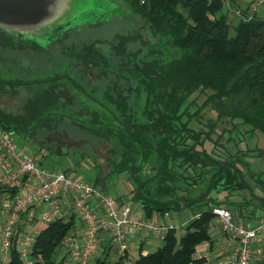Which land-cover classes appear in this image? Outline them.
Masks as SVG:
<instances>
[{"label": "trees", "instance_id": "16d2710c", "mask_svg": "<svg viewBox=\"0 0 264 264\" xmlns=\"http://www.w3.org/2000/svg\"><path fill=\"white\" fill-rule=\"evenodd\" d=\"M225 2L123 0L153 43L147 45L149 39L144 41L138 32L115 34L108 51L98 41L81 40L82 27L96 25L59 26L43 42L0 29V53H32L53 61L51 71L24 78L10 73L19 68L14 58H0L2 130L49 150L42 138L48 134L81 138L88 145L102 142L109 152L106 178L127 180L129 200L146 219L183 209L200 214L181 228V235L180 229L167 230L152 252L140 249L136 264H202L193 257L200 245L212 243L213 208L227 206L234 219L254 220L250 213L244 216L250 212L249 202L228 200L235 191L254 195L246 178L263 194L252 210L264 213L263 175L255 178L257 171L247 162L250 155L264 159V148H247L235 157L217 148L211 137L216 126L209 124L204 132L192 125L209 110L216 120L237 122L251 136L264 138V16L246 20L235 11L246 15L250 5L243 9L232 1L228 9ZM134 43L139 46L129 49ZM51 47L55 51L49 54ZM89 74L98 79L91 81ZM20 90L28 94L20 110H5L3 98ZM206 92L198 105L192 96ZM110 179H100L96 172L91 184L108 192ZM17 191L13 187L0 194L7 192L11 198ZM74 227L73 216L43 227L33 242V264H63L56 259L57 249ZM21 231L19 225L7 264H23ZM96 264H108V256L97 258ZM114 264L124 263L118 258Z\"/></svg>", "mask_w": 264, "mask_h": 264}, {"label": "built area", "instance_id": "2783aa9c", "mask_svg": "<svg viewBox=\"0 0 264 264\" xmlns=\"http://www.w3.org/2000/svg\"><path fill=\"white\" fill-rule=\"evenodd\" d=\"M262 7L264 0H250L246 15L240 9L235 14L250 20ZM17 148L14 135L0 128V191L13 187L18 190L11 198L7 192L0 194V206L6 199L11 201L3 212L5 220L0 228L1 262L8 258L11 240L19 225L22 229L19 254L23 264H33V242L43 227L72 216L78 219L80 227L69 232L57 249L62 255L60 261L68 264H91L104 239L115 247L124 264H136L129 259L128 234L131 231L149 234L162 242L166 231L171 229L145 218H135L130 207L123 206L115 196L88 182L41 168L33 156L18 154ZM29 210L36 211L32 216L34 222L21 225L20 220ZM212 213L227 237V258L219 260L206 252L195 254L194 260L203 261L202 264L263 261L264 218L238 223L224 207H215ZM199 216L196 213L191 220Z\"/></svg>", "mask_w": 264, "mask_h": 264}, {"label": "rangeland", "instance_id": "374dc122", "mask_svg": "<svg viewBox=\"0 0 264 264\" xmlns=\"http://www.w3.org/2000/svg\"><path fill=\"white\" fill-rule=\"evenodd\" d=\"M64 1L65 3L62 7L64 11L60 12L58 16V23H68L72 26L75 25L79 27L96 25L92 28L82 27L83 29L80 31V37L81 40L89 39L100 42L99 47L102 51H108L107 44L111 43L112 37L115 34L126 35L133 32H138L139 37H141L144 41H148L149 39L147 45L153 43L149 33L144 31L143 26L141 24L135 23L133 16L129 13V11H127L123 0ZM138 46L139 44L137 43L130 44L129 49L135 50ZM54 48L55 47H51L49 54H52L55 51ZM2 57L14 58L17 61L19 68L12 69L10 73H19L15 75L18 77L24 76V78H27V75L34 76L36 73H41V71H51L53 69L52 60H44L42 58L37 59V56H34L32 53L25 54L17 52H3L0 53V58ZM43 65L45 69L41 68ZM89 78L91 81H95L98 79V76L89 74ZM206 94L207 92L196 93L192 96V98L196 100L198 105H201L206 98ZM27 97L28 94H26L23 90H20L19 94L16 96L4 97L2 100V107L12 113H17L22 106L23 100ZM209 124L216 126V130L214 133H212L211 137L218 145L217 148L221 151L229 153L230 155H234L236 157L240 155L241 151L244 152L245 150H248L247 148L251 150L255 146L264 148V138L260 134L256 135L257 137H253L249 133H246V128L241 127L237 122L227 123L218 121L216 120L215 114L209 110H203L197 119L195 121L193 120L192 122L193 128L196 131L202 130L204 132H208ZM235 125L236 129H232V127ZM51 135L56 134H48L42 138L48 141L53 151L47 149L45 146L34 144L30 141L23 142L18 136H14L18 146V154L33 156L41 168H45L51 172L62 173L71 179H78L91 184L93 182V174L96 172H98L100 179H110L111 176L106 178V175L109 172V166L106 162V159L109 157L107 145H104L102 142H94L93 144L88 145L84 139H82L83 142L80 144H69L67 139H63L61 142H56L55 140H48V137ZM247 162L254 167V170L256 169L255 171H257V173L255 174V178L258 177L259 173H262V177L264 179V159L254 158L250 155L247 156ZM246 181L251 186L254 195H250L246 191H235L229 195L228 200L230 203H240L242 205H246L247 202H249V208H246L250 212H244V216L250 213L251 215L258 217L257 213H254L252 210V206H259L258 198L263 197V194L255 182L247 178ZM128 184L129 183L127 180L122 176L114 180L111 178L110 180H107V185H110L107 193L118 198V200L123 203V206H129L133 212H135L134 209H136L138 211L136 215L137 217L140 215V217L145 218L141 208H139L136 203L129 200V194L131 191ZM124 198H127L128 200H125ZM124 200L125 202H123ZM2 202L3 203L0 206V228L5 220V215L3 212H5V208L10 204L11 201L6 199ZM224 207L226 208L227 206ZM227 208L230 209V207ZM34 212L36 211H27V213H25L23 218L20 220V224L28 225L29 223L34 222V217L32 218ZM155 215L160 214L153 213L151 217L147 219L151 221L152 224L155 223ZM237 222L240 223V221ZM79 227V221L76 218L73 231H77ZM177 229H180L177 230V234L181 235L182 229ZM210 233H212L211 230ZM105 243H107L106 239L102 241V246L105 247L104 250L108 251L112 249V246L108 244L104 246ZM161 243L162 242H160L159 245H161ZM100 250L101 249H99V252ZM113 250L116 252L115 247H113ZM128 251L129 259L131 261H136L135 258H137L138 255L137 247L129 246ZM152 251L153 250H150L149 252ZM114 255L117 254H113V257H111L112 259L110 257L108 258V264H114L116 259H118V256L114 259ZM1 256L2 254L0 252V258ZM61 257V253L59 254L57 251V261H60ZM96 257L101 258L98 256ZM97 258H94V264H96ZM7 260L8 258L3 262L0 261V264H7ZM63 264L68 263L67 261H64Z\"/></svg>", "mask_w": 264, "mask_h": 264}, {"label": "water", "instance_id": "95a60500", "mask_svg": "<svg viewBox=\"0 0 264 264\" xmlns=\"http://www.w3.org/2000/svg\"><path fill=\"white\" fill-rule=\"evenodd\" d=\"M64 3V0H0V29L43 42L55 28L70 25L58 23ZM63 139H67L69 144L83 142L82 139H72L67 135L48 137V140L56 142Z\"/></svg>", "mask_w": 264, "mask_h": 264}, {"label": "crops", "instance_id": "0c3cea01", "mask_svg": "<svg viewBox=\"0 0 264 264\" xmlns=\"http://www.w3.org/2000/svg\"><path fill=\"white\" fill-rule=\"evenodd\" d=\"M225 1H226L225 5L226 6L229 5L228 9L230 8V5H231L230 2H232V1L234 2V6L240 5V7L243 9L248 8V5H250L249 4L250 0H225ZM257 15L264 16V7L260 8ZM124 199L126 200L127 198H124ZM125 200L123 202H125ZM228 210L231 211L230 209H228ZM134 211L135 212H132V213H133V215L136 216L138 211L136 209H134ZM254 213H257V216H258V217L253 216L254 222L259 220L260 218H264V213L262 211H260L259 209L254 211ZM194 214H195L194 210L183 209L180 212L165 213L164 214L165 216L164 215H155L154 216V220H155L154 224L166 226V227H171V228H176V229L182 228V227L186 226L191 221V218ZM235 216H236V214H235ZM245 217H244V219H245ZM136 218H142V217H140V215H139L138 217L136 216ZM236 221H238V220H236ZM244 221L245 220H240V222H244ZM211 231H212V233H210V235L212 237L211 245H209L207 243L200 245L196 250V254L208 252L209 254L213 255L216 259H219V260L226 259L227 255H228L227 237L221 232L220 224L218 223L217 219L214 220ZM106 241H107V239H106ZM106 244L107 243H105L104 246H106ZM159 244H160V241H158V238L156 236H151L149 234H144V233H137L135 231H131L128 234V245L130 247H137V253L141 249L142 253L146 254L150 250H155L157 247H159L160 246ZM262 247H264V244H262ZM104 248L105 247H103L101 245V247H100L101 250H100V252H98V255H97L98 257L102 258L106 255V256H108V258L109 257L111 258V257H113L112 256L113 254H117L113 250V247H112V249H110L108 251L104 250ZM128 255H129V251H128ZM95 258H97V257H95ZM115 258H117V255H114V259ZM135 260H136V258H135ZM94 263H95V260H93L91 262V264H94ZM256 264H264V258H263L262 262H258Z\"/></svg>", "mask_w": 264, "mask_h": 264}]
</instances>
